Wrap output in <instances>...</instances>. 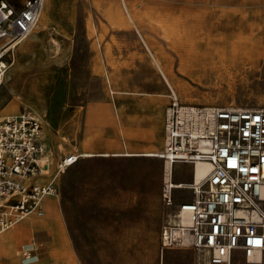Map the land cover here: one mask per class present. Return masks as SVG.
I'll return each instance as SVG.
<instances>
[{
	"label": "rangeland",
	"instance_id": "obj_1",
	"mask_svg": "<svg viewBox=\"0 0 264 264\" xmlns=\"http://www.w3.org/2000/svg\"><path fill=\"white\" fill-rule=\"evenodd\" d=\"M7 1L20 4L22 0ZM145 3L139 30H145L156 48L173 59V66L177 63V52L165 36L188 34L186 26L193 22V15L208 20L212 34H224L227 50L233 44L239 54L233 64L226 60L207 65L206 75L200 78L179 74L178 98L182 102L264 106V0H146ZM141 8L138 3L131 4L129 11L141 14ZM91 27L96 29L90 31ZM97 33L103 42L112 46L104 51L105 65L98 72L104 78L100 102L111 104L119 112H134L114 114L118 141L121 143L126 137L120 126L122 121H128L131 130H143L141 113L148 108L150 135L146 138L151 141V149H155L151 132H157L162 148L163 116L170 101V90L166 88V101L160 110L161 123L156 127L155 108L137 93L141 88L130 84L139 81L144 74L154 78L158 73L123 3L119 0L114 3L44 0L35 29L7 55L9 67L0 86V117L27 108L41 118L50 168L47 174L51 168L58 173L53 194L57 198L61 236L56 246H51L47 229L53 227L52 219L44 209V215L32 222L43 231L34 232L32 238L30 229L25 227L16 238L18 259L15 264H206L191 248L161 250L158 223L159 218L162 223L160 193L165 181L162 158L142 154L83 156L78 153L80 111L86 100L95 98L97 72H90L93 78L80 80L79 72L73 77L71 67L75 53L99 47ZM107 71L113 72L115 78L107 79ZM122 80L125 85L118 84ZM148 90L157 93L155 87ZM12 104L14 111L8 115L4 110ZM130 138L139 141L143 135ZM69 153L79 156L59 170L58 161ZM177 163L172 168V179L190 181L194 165ZM174 194L188 198L190 190L176 188ZM12 229L17 235L20 232ZM52 249H56L58 255L51 254ZM0 264L12 262L9 256H4L0 257Z\"/></svg>",
	"mask_w": 264,
	"mask_h": 264
},
{
	"label": "built area",
	"instance_id": "obj_2",
	"mask_svg": "<svg viewBox=\"0 0 264 264\" xmlns=\"http://www.w3.org/2000/svg\"><path fill=\"white\" fill-rule=\"evenodd\" d=\"M44 0L20 4L0 0V86L7 55L34 28ZM41 118L31 109L0 117V227L25 214L43 212L40 198L53 183L35 178L49 167ZM78 154L62 157L65 169ZM176 162L209 163L205 177L189 186L161 187V250L191 248L206 264H249L264 252V106L182 102L170 92L163 118V148L157 154ZM190 190L176 197L174 190ZM259 255L258 258L253 256Z\"/></svg>",
	"mask_w": 264,
	"mask_h": 264
},
{
	"label": "crops",
	"instance_id": "obj_3",
	"mask_svg": "<svg viewBox=\"0 0 264 264\" xmlns=\"http://www.w3.org/2000/svg\"><path fill=\"white\" fill-rule=\"evenodd\" d=\"M114 3L115 0H108V2ZM83 3H88L89 0H82ZM93 28H90V31H93ZM96 31V30H95ZM96 43L99 47L94 46L89 51L83 52H77L75 53L76 57L73 58L72 61V71H73V77H77V72L80 74V80L93 78L90 72L95 70L97 74L95 75V81H96V93L94 100H86L85 105L80 111V125H79V149L80 152L79 155L83 156H113V155H136V154H142V155H153L157 156V153H159L162 148L160 147L161 144V138L157 132L152 131L151 135L152 138L155 140L156 148H152L151 141L146 138L149 134V130L147 123H148V114L150 109L145 108V110L141 113L143 114V130L135 131L131 130L128 125V121L124 123L122 121L121 129L122 133L126 136L124 137L123 141L120 143L118 141V138L116 137L117 131V119L115 118L114 114H134V112L128 111H117L112 108L111 104H105L100 102L99 96L103 94V89H100L104 86V78L98 74V72L103 70L104 64V54L107 52L112 46L109 45L108 42H103L102 37L97 33ZM147 49V48H146ZM105 51V52H104ZM154 66V65H153ZM155 67V66H154ZM156 72L158 75H155L154 78L146 77L145 74L139 81H132L130 84L132 87H138L141 88L137 93L139 95H142L143 99L145 101H149V103L153 106V109L155 108V123L157 124L156 127L160 126L161 123V114L160 110L163 104L166 101V88L167 82L162 77L159 70L155 67ZM90 74V75H89ZM106 78L110 80L115 78V74L106 72ZM112 84V83H111ZM118 84L125 85L126 83L124 80L120 81ZM129 84V83H127ZM83 85V83H82ZM155 87L157 90V93H153L151 90H148V88ZM169 89V88H168ZM170 90V89H169ZM110 91H113L111 88ZM167 106V105H166ZM164 118V116H163ZM46 131V129H45ZM143 135V139L139 141H132L131 136H138ZM42 136H43V128H42ZM162 140H163V133H162ZM50 154H52V149L50 150ZM167 162L165 161V164ZM175 164H178L177 162ZM165 166V181L168 179V166L167 164ZM174 164L172 165L173 168ZM171 168V169H172ZM192 173V169H191ZM172 177V174H171ZM44 178V179H43ZM53 178V179H52ZM58 178L57 171H54L51 168V172L49 174H46L41 176L40 179L35 178V180L39 183H46V182H52L53 184H56V180ZM43 181V182H42ZM192 181V178L190 181H181L185 183H189ZM176 182V181H175ZM180 182V181H177ZM160 201H161V195H160ZM49 202L53 204V207H50L51 212L53 210H56L57 213L52 212L54 214H57L56 217H53L54 219L50 221L51 225H54V227L58 230H60L59 222H58V210H57V198L53 194L51 195V198L49 199ZM50 212V213H51ZM163 215L162 207L160 211V217ZM55 221V222H54ZM54 222V223H53ZM32 224V222L27 221L26 227H29ZM161 220L159 218L158 223V240H159V230H160ZM36 228H38L37 231H41V227H38L36 224ZM108 227V226H107ZM52 228H48L47 232L51 231ZM43 231V230H42ZM41 231V232H42ZM24 231H20L18 235H21ZM34 237V234H33ZM255 264H264V254L261 256L260 261L254 262Z\"/></svg>",
	"mask_w": 264,
	"mask_h": 264
},
{
	"label": "bare ground",
	"instance_id": "obj_4",
	"mask_svg": "<svg viewBox=\"0 0 264 264\" xmlns=\"http://www.w3.org/2000/svg\"><path fill=\"white\" fill-rule=\"evenodd\" d=\"M119 1L123 3L129 19L137 28L138 33H139L142 41L144 42L146 48L148 49L152 64L159 70L162 77L166 80L167 86L170 89V92L174 93L177 97H178V91H180V86H181L180 82L178 80L179 74L189 76V77H199L200 78V76L206 75V72L204 71L205 67L211 63L228 60L229 63L233 64V63L238 61L239 54L237 53L233 44H232L231 49L229 51L227 50L226 46L224 45V43L226 41L225 35L218 33V32L216 34H212V32L209 30V26H208L209 23L207 22L208 20L206 21L204 18L193 15L194 18H193V20H192L193 22H191V24L188 23L189 21L185 20L188 23L186 26V31H188V34L181 35V36H172V35H166L165 36L170 41V47L173 48L177 52V63L175 66H173V59L169 58V56L166 53H164L162 49L156 48L155 43L153 42L152 38H150L145 33V30H144V32L139 30V24H140L142 18L144 17V14L146 11V6H145L146 0H119ZM183 1L188 2V0H183ZM136 3L140 4L142 7L141 8V14L129 11L130 5L131 4L133 5ZM43 5H44V3H43ZM223 7H224V5H223ZM42 8H43V6H42ZM211 10H212V8H211ZM40 13H41V11H40ZM39 16H40V14H39ZM206 17H208V16H206ZM228 22H229V20H228ZM211 24H212V22H211ZM35 27H36V25L29 32L28 35L31 34V32L35 29ZM28 35H26V36H28ZM200 35H202V36H200ZM238 37H242V36L239 35ZM232 41H233V39H232ZM214 60H217V61H214ZM217 66H219V65H217ZM211 71H213V70H211ZM222 75H224V74H222ZM14 108L15 107L12 104V105L8 106L4 110V112L8 113V115H9L11 112L14 111ZM166 164L168 166V175H169L167 182H171L172 186H175V187L189 186L188 185L189 183L200 182L205 177V175L207 174L209 167H210L209 163H207L205 161H198V162L194 163L193 164L194 166L192 169V181L189 183H185V182H181V181L175 182L171 177V174H172L171 168H172L173 164L170 165L169 162H167ZM49 169L50 168H48L46 171H44L42 175L37 176L36 177L37 181H38V179L41 178V176L44 177V175L47 174ZM46 183H52V182H46ZM46 183H43V184H46ZM51 195H53V194L44 195L40 198V204L43 208V212L41 214H38L35 210H32L31 212L25 214L23 217L16 220L14 223H12L7 228H1L0 227V257L9 256L12 264H15L17 262L18 257H17V249L15 248V240L17 237H19V235L14 233L15 231L12 228L17 229L19 231L24 230V228L27 225V221L33 222V220H36L38 218V216L44 215V209H45L47 215L49 216V218H51L53 220L54 219L53 217H56L57 214L52 213V212H55L56 210H53L51 212V209H50V207H53V204L49 202ZM55 213H57V211ZM28 228L30 229V235L32 236V238H34L33 234H34V232H37L38 229H36V227L33 224H31ZM50 235H51L50 241L52 244L51 246H53V245L56 246V244L58 243V239L61 236L60 230L56 229L53 225V227L50 231ZM46 238H48V237H46ZM50 253L55 255V256L58 255V252L56 249H52ZM258 257H259V255L253 256L254 259L258 258Z\"/></svg>",
	"mask_w": 264,
	"mask_h": 264
}]
</instances>
